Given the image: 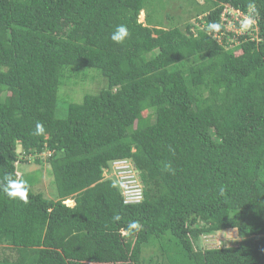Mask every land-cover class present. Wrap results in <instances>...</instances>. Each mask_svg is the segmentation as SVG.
Wrapping results in <instances>:
<instances>
[{"label": "trees", "instance_id": "obj_1", "mask_svg": "<svg viewBox=\"0 0 264 264\" xmlns=\"http://www.w3.org/2000/svg\"><path fill=\"white\" fill-rule=\"evenodd\" d=\"M189 1L199 25L167 27L140 22L150 0H0V264H264V0ZM227 4L257 24L219 42L208 26ZM81 69L107 85L61 117ZM31 160L55 197L19 178ZM118 160L142 202L106 177ZM231 229L240 241L205 247Z\"/></svg>", "mask_w": 264, "mask_h": 264}, {"label": "rangeland", "instance_id": "obj_2", "mask_svg": "<svg viewBox=\"0 0 264 264\" xmlns=\"http://www.w3.org/2000/svg\"><path fill=\"white\" fill-rule=\"evenodd\" d=\"M200 1L204 2V0ZM191 5L189 0H150V4L146 8V11L143 14L141 13L140 22L145 23L146 15H148L153 24H161L167 27H184L188 22L199 25L196 18H189L190 12L194 8ZM248 25L249 23L245 24V30L249 27ZM81 70V78L73 80L68 85L60 88L58 113L61 117L65 116L67 106L70 103L80 104L83 102L85 96L98 94L107 85V80L100 71L94 69ZM45 156L46 154L42 155V157ZM49 170L50 166L47 163L40 165L36 163V161L31 160L27 162V166L21 167L19 178L24 179L28 177V179H34L36 182L35 189L41 190L48 197L53 198L56 196L57 192L54 179ZM110 174L111 173L107 176ZM240 240L241 237L238 231L236 229H231L215 236L206 237L205 247L217 248L220 247L223 242L234 243Z\"/></svg>", "mask_w": 264, "mask_h": 264}, {"label": "built area", "instance_id": "obj_3", "mask_svg": "<svg viewBox=\"0 0 264 264\" xmlns=\"http://www.w3.org/2000/svg\"><path fill=\"white\" fill-rule=\"evenodd\" d=\"M246 23H251L255 26L257 21L252 18L251 15L245 14L227 4L222 12L221 22L217 24L219 25V30H214L213 36L219 42H221L223 37L228 35V33L242 36L247 32V30H245ZM110 173L111 174L107 176L108 172H106V177L112 178L117 182L122 190L123 196L125 197V203L132 204L143 201V185L139 179L138 171L135 169L131 161L118 160L113 162Z\"/></svg>", "mask_w": 264, "mask_h": 264}, {"label": "clouds", "instance_id": "obj_4", "mask_svg": "<svg viewBox=\"0 0 264 264\" xmlns=\"http://www.w3.org/2000/svg\"><path fill=\"white\" fill-rule=\"evenodd\" d=\"M145 11H143L144 13ZM209 30H219V25L217 24H209ZM129 35L128 28L121 24L118 25L115 31L112 33V40L117 43H122ZM44 132L43 125L40 123L36 124V135H40ZM3 192L11 199H20L21 201L27 202L28 200V187L24 180H16L11 177H6L5 182L3 183ZM69 206L75 205V200L73 198H69L65 201ZM73 202V204H72ZM72 204V205H70ZM121 217L119 215L114 216V220L119 221ZM129 230H139L141 225L138 221H131L128 224Z\"/></svg>", "mask_w": 264, "mask_h": 264}]
</instances>
